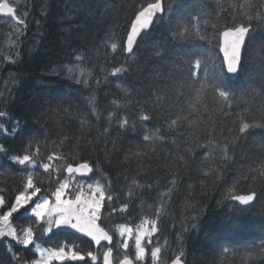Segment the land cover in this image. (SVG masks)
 I'll return each instance as SVG.
<instances>
[{"label":"trees","instance_id":"trees-1","mask_svg":"<svg viewBox=\"0 0 264 264\" xmlns=\"http://www.w3.org/2000/svg\"><path fill=\"white\" fill-rule=\"evenodd\" d=\"M16 5L23 26L9 16L0 20V104L6 105L0 110L9 112L5 127L23 124L9 139L12 151L31 143L35 155L39 148L34 179L49 183L42 164L53 152L70 157L68 163L94 162L96 174L83 179L107 178L113 207L129 205L103 216L116 264L125 255L119 226L141 221L157 224L151 244L144 243L143 264H171L176 256L185 264H264V26L251 29L235 81L215 39V30L226 24L264 19V0H164V14L132 54L120 45L145 0ZM197 59L201 66L192 76ZM206 71L229 97L202 87ZM242 117L255 127L238 132ZM28 170L0 155V188L14 191L23 174L18 172ZM229 189L257 195L242 205L227 199ZM30 209H20L14 221L32 224ZM5 243L11 241L0 240V264H15L19 256L37 259L35 245L26 250L13 244L9 251ZM35 243L75 244L82 254L100 256L106 250L55 230L41 232ZM154 247H161L155 262ZM127 255L135 260L132 243ZM86 264L100 260L86 257Z\"/></svg>","mask_w":264,"mask_h":264},{"label":"snow or ice","instance_id":"snow-or-ice-1","mask_svg":"<svg viewBox=\"0 0 264 264\" xmlns=\"http://www.w3.org/2000/svg\"><path fill=\"white\" fill-rule=\"evenodd\" d=\"M164 11V0H155V2H148L145 0V6L138 8L131 19L126 24V40L121 41L120 51L133 53L134 47H137V41L140 34L150 27L154 17L158 13ZM0 13L8 15L10 18L15 19L19 25H24V19L16 15V9L8 0L0 2ZM25 16L27 13L24 14ZM256 26H264V19L254 21L249 18L243 23H232L231 25H224L223 30L217 28L215 30V39L222 52L223 62L226 70L229 73H237L240 67L241 52L245 44L250 29ZM112 49H117V44L111 45ZM201 66V60L197 59L195 64L191 67L195 69L191 73L192 76H197ZM115 72H120L121 69L117 68ZM205 85L202 87H209L213 93H218V98L229 97V92L222 89L210 71L204 73ZM235 99V97H230ZM6 105L0 104V107ZM9 116L8 111L0 110V133H3V143H0V155L6 156L15 164L23 166L28 171L18 172L23 173L20 175V183L13 191L10 186L0 188V238L10 239L11 243H5L9 251L12 249L13 244L23 246L24 249H30V246L35 245L36 251L39 253V259L25 260L23 256L16 257L15 264H52V262L60 261L67 262V264H86V257L90 258L92 262L100 260V264H113V247L112 235L103 226V216L105 211L111 216L117 212H124L128 209L127 203L122 207H113V195L108 192L107 178L101 176L99 180L86 185L81 180L75 182L77 176L81 178L91 179L96 174L93 166L94 162H73L68 163L70 157L65 155H57L53 152L47 155L46 163L42 164L44 172L49 177V183L45 184L44 181L34 179V171L38 165L37 156H39V148L36 149L34 155L31 151L33 145L28 144L27 148L19 152L12 151L9 139L14 137L16 133L23 127L20 121L13 128L5 127L7 124L6 117ZM147 116L144 120H148ZM243 117L238 124L237 131L240 133L246 132L250 128L255 127L253 124L243 122ZM127 123V121H125ZM175 123V121H172ZM148 139L147 136L144 137ZM53 161H63V165H53ZM103 180L104 182H101ZM226 185V184H225ZM264 188V187H262ZM257 191L249 190L247 195H237L234 189H229L227 199L230 202H239L242 205H249L256 198ZM131 196V193H129ZM32 206V213L35 220L32 224L21 226L14 221V215L26 206ZM147 221H141L140 226L135 230L127 225L119 226V235L124 238L120 247L124 250L129 248V240L134 236L135 244V261L143 264L146 260L147 250L142 246V241L147 237V243L151 244V234L156 231L152 228L151 231L145 226ZM67 226L74 230L84 238H90L89 243L95 246L105 247L102 256L95 251H87L82 254L83 250H78L75 244H62L55 248H43L40 244L35 243L39 240L40 233H51L53 229ZM193 227L196 225L193 224ZM104 242V244H102ZM161 253V247H154L150 252V259L157 261L158 254ZM118 264H134V260L124 255L118 261ZM163 264V261H160ZM172 264H182L181 257L176 256L172 260Z\"/></svg>","mask_w":264,"mask_h":264},{"label":"rangeland","instance_id":"rangeland-1","mask_svg":"<svg viewBox=\"0 0 264 264\" xmlns=\"http://www.w3.org/2000/svg\"><path fill=\"white\" fill-rule=\"evenodd\" d=\"M13 6H17L16 4H18L19 2H20V0H8ZM0 2H2V0H0ZM3 18V16L0 14V20ZM79 176H77V178H76V181L75 182H80L81 180L83 181V183L86 185L87 183H92L93 181H89V180H85V179H83V178H81V177H79ZM30 206V213H32V206L31 205H29ZM27 207V206H26ZM138 226H140V225H138ZM138 226H135V227H132L133 229H134V235H135V230L137 229V227ZM148 229H149V231H151V229L152 228H155L156 230H157V224L155 223V222H150V221H147V224L145 225ZM131 227V226H130ZM53 230H55V229H53ZM155 232H153L152 234H151V237H152V235L154 234ZM47 234H50V233H47ZM119 234V233H118ZM3 239H7V238H0V240H3ZM124 238H122V237H120V235H119V248H120V251H121V253L124 255H127V251L129 250V248H130V243H132V245L134 246V251H136V249H135V244H134V236H133V238L132 239H130L128 242H129V248L127 249V250H124V249H122L121 247H120V245H121V243H122V240H123ZM7 240H10V239H7ZM146 241H147V237L145 238V240H143L142 241V246H144L145 247V245H144V243H146ZM38 244H40V243H38ZM40 246L41 247H43V248H45V246H43V245H41L40 244ZM46 248H53V247H46ZM146 248V247H145ZM35 249V248H34ZM35 251H36V249H35ZM36 253H37V259H39L40 258V256H39V253L36 251ZM147 256V255H146ZM129 257H131V256H129ZM135 257V256H134ZM133 258V257H132ZM54 262H60V261H53L52 263H54Z\"/></svg>","mask_w":264,"mask_h":264},{"label":"water","instance_id":"water-1","mask_svg":"<svg viewBox=\"0 0 264 264\" xmlns=\"http://www.w3.org/2000/svg\"><path fill=\"white\" fill-rule=\"evenodd\" d=\"M9 2V1H8ZM10 3V2H9ZM11 4V3H10ZM15 9H16V7L15 6H13ZM165 11V10H164ZM164 11L162 12V13H158L157 14V16L156 17H154V19H153V22H152V24L150 25V27L148 28V29H145L141 34H140V37H139V39L141 38V36L143 35V34H145L146 32H148V31H150L151 29H152V27H153V23H155L156 22V20H157V18L159 17V16H161V15H163L164 14ZM1 15L2 16H4V17H8V15H6V14H3V13H1ZM16 15H17V12H16ZM251 31V30H250ZM249 35H250V32L248 33V36H247V38H246V40H245V44H244V47H243V49H242V52H241V60H240V67H239V70H238V72L237 73H229L228 71H227V73H228V76L232 79V80H236L237 78H238V76H239V74H240V70H241V66H242V59H243V54H244V50H245V46H246V43H247V40H248V38H249ZM139 39H138V41H139ZM138 41H137V43H138ZM134 49H135V47H134ZM134 52V51H133ZM222 53V52H221ZM130 54V53H129ZM132 54V53H131ZM223 58V57H222ZM226 70V69H225ZM55 231H57V232H60V231H62V232H67V233H74L75 235H79V236H81L80 234H78L77 232H75L74 230H72V229H70L69 227H67V226H61L60 228H56L55 229ZM111 235V234H110ZM83 237V236H82ZM113 237V236H112ZM87 239H90V238H87ZM102 244H104V242H102ZM114 244V237H113V240H112V245ZM111 245V246H112ZM94 247H99V246H94ZM114 250H113V256H112V262H113V264H116L115 263V261H114ZM129 258H131V257H129ZM133 259V258H132ZM134 260V259H133ZM181 261H182V264H185V262L183 261V259L181 258ZM134 264H136L135 263V261H134ZM172 264V263H171Z\"/></svg>","mask_w":264,"mask_h":264},{"label":"bare ground","instance_id":"bare-ground-1","mask_svg":"<svg viewBox=\"0 0 264 264\" xmlns=\"http://www.w3.org/2000/svg\"><path fill=\"white\" fill-rule=\"evenodd\" d=\"M251 30V29H250ZM250 32V31H249ZM231 79V78H230Z\"/></svg>","mask_w":264,"mask_h":264}]
</instances>
